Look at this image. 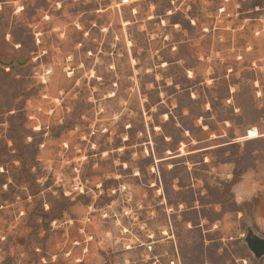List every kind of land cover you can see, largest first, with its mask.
I'll list each match as a JSON object with an SVG mask.
<instances>
[{
	"label": "rangeland",
	"instance_id": "obj_1",
	"mask_svg": "<svg viewBox=\"0 0 264 264\" xmlns=\"http://www.w3.org/2000/svg\"><path fill=\"white\" fill-rule=\"evenodd\" d=\"M259 131L264 0H0V264H264Z\"/></svg>",
	"mask_w": 264,
	"mask_h": 264
},
{
	"label": "crops",
	"instance_id": "obj_2",
	"mask_svg": "<svg viewBox=\"0 0 264 264\" xmlns=\"http://www.w3.org/2000/svg\"><path fill=\"white\" fill-rule=\"evenodd\" d=\"M264 135V132L259 131L256 135L252 136L253 138H259ZM247 138H251L248 136ZM248 140V139H244ZM256 226L259 229V236L264 237V194L258 196L257 209L255 214Z\"/></svg>",
	"mask_w": 264,
	"mask_h": 264
},
{
	"label": "water",
	"instance_id": "obj_3",
	"mask_svg": "<svg viewBox=\"0 0 264 264\" xmlns=\"http://www.w3.org/2000/svg\"><path fill=\"white\" fill-rule=\"evenodd\" d=\"M20 61V60H19ZM7 62H10V60H7ZM230 136L234 137V133L231 132ZM247 239L250 243V246L253 250H255L258 254L263 253L264 254V237L261 236H254L252 232L250 231Z\"/></svg>",
	"mask_w": 264,
	"mask_h": 264
},
{
	"label": "clouds",
	"instance_id": "obj_4",
	"mask_svg": "<svg viewBox=\"0 0 264 264\" xmlns=\"http://www.w3.org/2000/svg\"><path fill=\"white\" fill-rule=\"evenodd\" d=\"M251 178H252V174L249 173L246 175L245 181L250 180ZM242 199H243V196L239 192H237V203H240Z\"/></svg>",
	"mask_w": 264,
	"mask_h": 264
},
{
	"label": "built area",
	"instance_id": "obj_5",
	"mask_svg": "<svg viewBox=\"0 0 264 264\" xmlns=\"http://www.w3.org/2000/svg\"><path fill=\"white\" fill-rule=\"evenodd\" d=\"M124 2H128V0H124ZM152 245H153L152 243L147 244V248H148L149 250H152V248H153ZM155 259H157V257H155ZM156 262H157V261H156ZM156 262H155V264H156Z\"/></svg>",
	"mask_w": 264,
	"mask_h": 264
},
{
	"label": "snow or ice",
	"instance_id": "obj_6",
	"mask_svg": "<svg viewBox=\"0 0 264 264\" xmlns=\"http://www.w3.org/2000/svg\"><path fill=\"white\" fill-rule=\"evenodd\" d=\"M252 135L254 136V135H256V133H252Z\"/></svg>",
	"mask_w": 264,
	"mask_h": 264
}]
</instances>
